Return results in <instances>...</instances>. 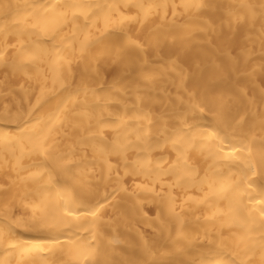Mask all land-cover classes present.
Returning <instances> with one entry per match:
<instances>
[{"label":"bare ground","instance_id":"6f19581e","mask_svg":"<svg viewBox=\"0 0 264 264\" xmlns=\"http://www.w3.org/2000/svg\"><path fill=\"white\" fill-rule=\"evenodd\" d=\"M0 264H264V0H0Z\"/></svg>","mask_w":264,"mask_h":264}]
</instances>
